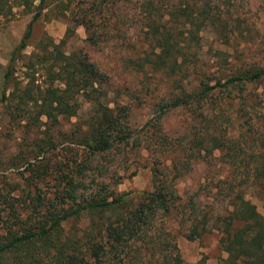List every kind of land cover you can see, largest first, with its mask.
Here are the masks:
<instances>
[{"label":"rangeland","instance_id":"obj_1","mask_svg":"<svg viewBox=\"0 0 264 264\" xmlns=\"http://www.w3.org/2000/svg\"><path fill=\"white\" fill-rule=\"evenodd\" d=\"M37 1L0 0V210L5 208V201L18 203L24 208L21 217L25 218L29 212L26 207L34 196L46 202L53 199L56 189L66 188L63 178L77 180L74 188L85 193L100 181L117 193L148 190V166L152 161L168 163L169 158H177L179 153L186 155V147L192 148L186 142L211 128L215 132L224 131V135L242 134L264 152V79L215 91L211 99L199 105L167 107L178 93L173 80L180 81L178 84L185 85L186 90H193L197 80L213 85L252 65L264 66V0H234L228 7L229 13L223 16L231 24L230 31L225 32L227 40L219 39L215 30L205 28L197 43L188 44L182 17L176 23L170 22L172 26L168 22L166 26L175 28L174 34L184 33L178 37V46L186 57L178 62L183 61L182 65L189 69L176 74L157 70L134 73L125 65V55L143 43L144 31L140 30L143 0H102L109 9L92 14L98 35L93 39L75 22L81 10L89 12L90 3L101 0H46L3 89L2 76L9 55L36 11ZM177 1L154 0L164 2L158 12L164 20H168L169 12L177 14V7L170 6L175 7ZM208 1L221 8L229 0ZM111 5L115 11L110 9ZM48 40L55 45L63 40L59 52L84 55L98 66L104 77L99 90L90 96H97L101 106L108 104L122 113L124 128H129L132 134L127 146L93 158L77 144V135L84 130L87 117L99 107L88 101L86 93L70 95L74 116H58L53 120L41 115L40 97L50 83L45 68L53 62L43 65L33 56ZM214 118L217 124L211 122ZM188 159L187 170L186 165H179L175 189L181 199L192 197L201 211L214 218L230 207L216 188L217 180L227 174V169L217 151L211 154L194 150ZM245 199L264 216L262 202L251 190L246 191ZM1 216L8 219L6 209ZM170 228L183 264H218L226 257L218 246L216 231L188 241L184 238L186 223L175 221Z\"/></svg>","mask_w":264,"mask_h":264},{"label":"trees","instance_id":"obj_2","mask_svg":"<svg viewBox=\"0 0 264 264\" xmlns=\"http://www.w3.org/2000/svg\"><path fill=\"white\" fill-rule=\"evenodd\" d=\"M45 2L37 1L36 11L9 55L2 76L3 89L13 75L14 63L27 46L31 26ZM234 2L229 0L226 7L220 8L208 0H178L175 7L170 5L177 7V14L169 12L168 20H164L163 15L158 14L164 2L143 0L140 5L143 43L125 55L126 67L134 73L186 72L189 67L182 65L186 52L179 48L178 37L185 33L186 43H197L201 31L211 28L219 39L227 40L225 32L230 31L231 24L223 16L229 13L228 7ZM105 5L102 0L92 2L89 12L81 10L76 19L75 25L83 26L89 39L98 37L92 14L107 11L109 8ZM166 5L169 7V3ZM110 9L115 8L111 5ZM179 16L182 17L181 26L186 30L174 34L171 23L179 21ZM168 22L171 26H166ZM62 44L63 40L57 45L48 40V44L33 56L43 65L53 62L45 68L50 83L40 97L41 115L53 120L58 116H74L75 109L69 104L70 95L86 93L88 101L99 107L87 117L84 130L77 135V144L93 158L107 155L119 146H127L132 134L129 128H124L122 113L108 104L101 106L97 96H90L99 90L104 77L98 66L82 54L59 52L58 47ZM179 59H183L182 63ZM262 79L264 66L252 65L244 72L226 76L222 83L216 81L209 85L197 80L193 90H186L185 85L178 84L180 81L173 80L178 93L167 107L199 105L211 99L215 91ZM55 81L59 84L53 85ZM211 122L217 124L215 118ZM253 142L242 134L224 135V131L215 132L211 128L186 142V146L192 147H186V155L179 153L177 158H169L168 163L152 161L148 166V190L117 193L100 181L93 185V190L85 193L74 188V183H79L77 180L63 178L66 188L56 189L53 199L46 202L34 196L26 207L29 212L25 218L21 217L24 208L20 204L5 201V208L0 210V264H183L170 228L175 221L186 223L184 238L188 241L216 231L218 246L226 254L218 264H264V216L245 199L246 191L251 190L264 207V152ZM194 150L211 154L217 151L227 169V174L217 180L216 188L230 207L214 218L201 211L192 197L186 201L181 199L175 189L179 165H186L187 170L189 153ZM5 209L8 219L1 216Z\"/></svg>","mask_w":264,"mask_h":264}]
</instances>
